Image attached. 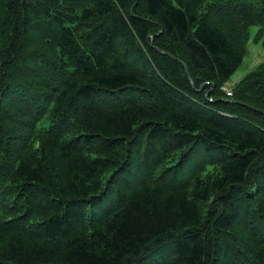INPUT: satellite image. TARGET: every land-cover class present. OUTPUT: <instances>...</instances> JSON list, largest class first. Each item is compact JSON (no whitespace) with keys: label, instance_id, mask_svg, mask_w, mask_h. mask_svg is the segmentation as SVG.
<instances>
[{"label":"trees","instance_id":"1","mask_svg":"<svg viewBox=\"0 0 264 264\" xmlns=\"http://www.w3.org/2000/svg\"><path fill=\"white\" fill-rule=\"evenodd\" d=\"M263 36L264 0H0V264H264V60L222 88Z\"/></svg>","mask_w":264,"mask_h":264},{"label":"rangeland","instance_id":"2","mask_svg":"<svg viewBox=\"0 0 264 264\" xmlns=\"http://www.w3.org/2000/svg\"><path fill=\"white\" fill-rule=\"evenodd\" d=\"M258 26L250 27V36L252 37L254 32L258 29ZM264 39V36H263ZM262 39V40H263ZM264 60V43L261 41L258 43L250 42L246 49V54L236 69V71L231 75L226 85L232 87V85L239 80V78L253 69L258 63Z\"/></svg>","mask_w":264,"mask_h":264},{"label":"built area","instance_id":"3","mask_svg":"<svg viewBox=\"0 0 264 264\" xmlns=\"http://www.w3.org/2000/svg\"><path fill=\"white\" fill-rule=\"evenodd\" d=\"M222 88L225 90L227 96H231V95H232V90H231V88H229V87H222Z\"/></svg>","mask_w":264,"mask_h":264},{"label":"water","instance_id":"4","mask_svg":"<svg viewBox=\"0 0 264 264\" xmlns=\"http://www.w3.org/2000/svg\"><path fill=\"white\" fill-rule=\"evenodd\" d=\"M186 72H187V69L185 68Z\"/></svg>","mask_w":264,"mask_h":264}]
</instances>
